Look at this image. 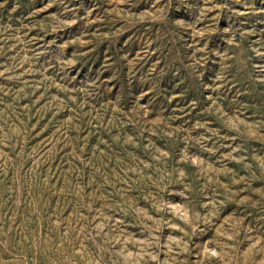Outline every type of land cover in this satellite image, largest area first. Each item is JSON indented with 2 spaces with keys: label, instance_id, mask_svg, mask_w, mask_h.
I'll return each mask as SVG.
<instances>
[{
  "label": "rangeland",
  "instance_id": "rangeland-1",
  "mask_svg": "<svg viewBox=\"0 0 264 264\" xmlns=\"http://www.w3.org/2000/svg\"><path fill=\"white\" fill-rule=\"evenodd\" d=\"M0 264H264V0H0Z\"/></svg>",
  "mask_w": 264,
  "mask_h": 264
}]
</instances>
